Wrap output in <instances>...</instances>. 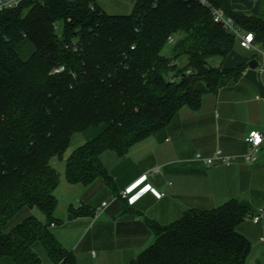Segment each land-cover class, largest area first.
Wrapping results in <instances>:
<instances>
[{
	"label": "trees",
	"instance_id": "trees-1",
	"mask_svg": "<svg viewBox=\"0 0 264 264\" xmlns=\"http://www.w3.org/2000/svg\"><path fill=\"white\" fill-rule=\"evenodd\" d=\"M128 15H107L96 0H25L0 13V258L41 264H76L50 231L56 223L59 174L50 166L73 135L94 129L72 151L64 177L70 185L101 180L114 189L100 161L124 156L166 127L178 111L200 107L202 83L216 92L236 81L244 65L210 66L225 59L236 37L212 19L220 9L264 49V22L238 12L231 0H134ZM173 39L170 55L162 50ZM29 43L28 58L19 47ZM35 216L8 228L23 210ZM264 211V209H263ZM251 214L237 200L211 210H188L167 225L146 220L154 241L129 264H245L251 243L237 228ZM76 216H91L79 208Z\"/></svg>",
	"mask_w": 264,
	"mask_h": 264
},
{
	"label": "crops",
	"instance_id": "crops-1",
	"mask_svg": "<svg viewBox=\"0 0 264 264\" xmlns=\"http://www.w3.org/2000/svg\"><path fill=\"white\" fill-rule=\"evenodd\" d=\"M231 5L235 11L258 14L264 22V0H231ZM253 37L255 48L264 51ZM251 60L257 63L259 55L241 48L236 38L225 59L210 61L221 69L245 64L236 81L216 92H202L198 110L182 107L166 127L133 145L124 156L102 153L100 161L112 177L114 189L99 179L88 186L66 182L72 196L70 205L62 206V210L72 218L60 220L64 215L56 198L57 221L50 225V231L63 248L75 255L76 264H129L154 241L146 220L167 225L188 210H211L232 199L247 206L252 215L264 209V146L255 162L241 159L247 151L248 134L264 132V74L248 67ZM84 143L81 141L77 147ZM74 149L66 153L58 170L55 158L50 160L59 176L64 175L65 161ZM216 151L234 160L230 165L215 161L207 166L196 159L197 155L211 158ZM122 191L126 192L124 199L119 197ZM103 203L106 206L102 208ZM79 208L88 209L92 215H73L72 209ZM31 212L44 223L38 210ZM249 220L247 217L237 228L253 246L245 264H264L263 249H254L246 232ZM251 223L262 226L264 233V217L258 224ZM39 245L45 257V261L40 258L41 264H51ZM0 264L14 262L3 257Z\"/></svg>",
	"mask_w": 264,
	"mask_h": 264
},
{
	"label": "rangeland",
	"instance_id": "rangeland-1",
	"mask_svg": "<svg viewBox=\"0 0 264 264\" xmlns=\"http://www.w3.org/2000/svg\"><path fill=\"white\" fill-rule=\"evenodd\" d=\"M134 0H96L97 5L100 7V9L107 15H128L130 13H132L133 9H134ZM171 48H172V44H168L164 47V49L162 50V55H164L165 57H168L170 55L171 52ZM32 52V47L29 45V43H23L20 45L19 47V53L20 56L24 59L28 58V56L31 54ZM210 66H213V63L210 62ZM96 133V131L94 129H89L88 131L84 132V133H78L73 135L69 148L65 151V153L63 154L62 157L58 158V157H53L54 159V165H55V169L58 170V167H61L62 164H64L63 159L64 156H66V153L68 151H70L71 149L76 148L79 143H81V141H86V139H90L93 137V135ZM55 195L56 198L59 201V210L62 213L60 220L64 221L68 220V217L71 216L70 214H64V210H62V206H69L70 205V201H71V194H70V189H68V185L65 181V177L63 176H59V185L57 186V188L55 189ZM74 208V207H73ZM75 209V208H74ZM74 209H72V211H75ZM33 212V211H32ZM31 211L29 210H23L19 213H17L7 224L8 228H11L13 226H15L16 224H18L19 222H21L22 220H24L25 218H27L29 215H33ZM57 216V215H56ZM251 219L245 223V229L247 234L252 238L253 241V245H254V249H259L262 250L264 252V245L262 243H259V239L261 236H263V229L262 226H255L251 223ZM261 222V221H260ZM35 250L38 251V255L40 256V258H43V261H45V257L43 256V252H42V248L39 247L40 245H34ZM39 248V250H37ZM41 250V252H40ZM253 250V246L251 245V252ZM250 252V254H251ZM41 258V259H42Z\"/></svg>",
	"mask_w": 264,
	"mask_h": 264
},
{
	"label": "built area",
	"instance_id": "built-area-1",
	"mask_svg": "<svg viewBox=\"0 0 264 264\" xmlns=\"http://www.w3.org/2000/svg\"><path fill=\"white\" fill-rule=\"evenodd\" d=\"M25 0H0V13L18 7ZM212 19L216 24H220L225 30L232 33L238 40L241 48L246 50H252L259 55V61L257 62L256 71L259 74H264V51L255 48L254 37L252 33H246L241 35L239 29L236 28L232 18L226 16L220 9H212ZM173 43V39H169V44ZM247 144V151L241 156V159L245 163H253L257 160V155L260 149L264 146V132L252 131L245 139ZM196 159L202 161L205 165H212L215 161H221L226 165H230L234 158L222 156L220 151H216L211 158H202L197 155ZM119 197L124 199L126 192L119 193ZM106 206V203L102 204V208ZM264 217V211L260 210L258 213L252 215L250 218L254 224H258ZM53 226V224H51ZM260 242L264 245V235L261 236Z\"/></svg>",
	"mask_w": 264,
	"mask_h": 264
},
{
	"label": "water",
	"instance_id": "water-1",
	"mask_svg": "<svg viewBox=\"0 0 264 264\" xmlns=\"http://www.w3.org/2000/svg\"><path fill=\"white\" fill-rule=\"evenodd\" d=\"M248 67L250 69H255L257 67V63L255 60H251L250 62H248ZM194 91L198 92V93H202L206 91V88L204 87V85L202 83H197L194 87ZM240 169H245V168H240ZM248 217H252V214H250ZM72 217L69 216L68 219H71Z\"/></svg>",
	"mask_w": 264,
	"mask_h": 264
}]
</instances>
